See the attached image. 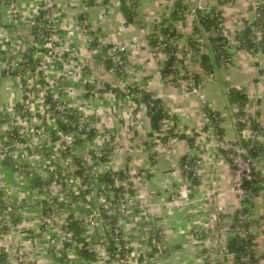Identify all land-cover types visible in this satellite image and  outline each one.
<instances>
[{
    "label": "crops",
    "instance_id": "0c3cea01",
    "mask_svg": "<svg viewBox=\"0 0 264 264\" xmlns=\"http://www.w3.org/2000/svg\"><path fill=\"white\" fill-rule=\"evenodd\" d=\"M20 1L25 22L35 15L31 16L30 10H36L37 3L42 6L52 3L49 5L58 13L59 29L70 36L66 46L71 48V55L83 60L96 75V92L82 112L86 111L88 120L98 116L99 121L111 129L119 144L109 151L107 159L122 172L125 169L133 171V192L137 190L144 200L154 203L151 220L143 217L136 225L128 224L133 234L136 233V242L148 249V227L153 222L164 230V239L170 249L169 253L156 254L160 264H203L199 260V251L204 246L223 255L220 264H236L228 248L239 197L232 164L218 143L220 136L227 141L238 138L239 120L247 124L244 128L246 136L252 132L251 119L264 125V40L259 49L251 50L242 47L236 38L252 21L256 7L260 4L264 7V0H233L225 4H220L221 0H184L190 7L221 5L223 35L233 43L229 62L217 67L213 73L207 72L200 63L196 66L210 109L219 116L222 130L219 134L215 133V128L210 130L204 125L200 100L185 93L183 78L169 80L162 76L166 56L155 54L152 49L148 26L156 25L167 16L173 10L175 0H138L136 22L128 21L121 0ZM6 14L0 5V18L5 19ZM84 23L91 29L89 37L84 34ZM174 27L180 33V41L187 42L192 30L189 16L175 21ZM97 40L107 47H123L125 67L121 77L113 73V61L109 66L108 60L112 59L103 60L99 53L89 50L90 44L95 45ZM1 50L0 37V54ZM3 72L0 68V105L6 106L14 103L17 88L14 89V80L2 76ZM120 80L128 85H138L160 98L169 114L163 121L162 132L151 127V112L147 103L139 99L141 95L137 97L134 94L138 92L121 89ZM231 88L246 94L243 114L237 103V106L231 105L228 101ZM89 96L85 94V98ZM261 139L263 154L255 163V170L262 180L256 184L260 189L252 197L248 209V217L254 223L264 216V131ZM186 155L197 167L195 181L188 180L183 170L182 159ZM31 182V185L35 184L32 179ZM182 203L188 206L179 207ZM196 229L201 230L200 245L203 246L198 247L197 253L193 248L198 244L191 236ZM252 232L255 264H264V230L253 226ZM7 240L0 238V248ZM37 243L29 242L32 264H54L47 250Z\"/></svg>",
    "mask_w": 264,
    "mask_h": 264
},
{
    "label": "rangeland",
    "instance_id": "374dc122",
    "mask_svg": "<svg viewBox=\"0 0 264 264\" xmlns=\"http://www.w3.org/2000/svg\"><path fill=\"white\" fill-rule=\"evenodd\" d=\"M49 4L37 3L36 10H30L31 16L35 15L25 22L20 0H0L2 9L7 11L6 18H0V68L4 71L2 76L14 80V89L17 88L14 103L0 105V238L8 239L0 248V264H32L29 248L32 241H38L36 245L47 250L54 264H160L156 254L170 252L162 227L153 222L149 225L148 249L136 242V233L128 227V224L136 225L143 217L151 220L154 203L144 200L137 190L130 191L133 171L125 169L120 177L121 171L110 159L102 160L100 154L109 157V151L119 144L118 138L98 116L88 120L86 111L82 112L83 106L94 97L98 80L83 60L71 55V48L66 46L70 36L59 29L58 13ZM41 9L47 11L45 16L49 24L42 26L46 29L51 26V40L44 32L39 31L37 36L32 30ZM84 30L89 37V25L84 23ZM90 46L89 50L99 53L103 60L111 59L103 43L97 40ZM112 71L121 77L118 68ZM122 81L119 86L125 89ZM85 94L90 96L85 98ZM69 114L77 117L81 128L96 127V136L89 138L85 132L62 131L57 120L72 124ZM53 130L58 137L54 138ZM78 164L85 171L86 183L74 173ZM28 173L40 176L43 185H31ZM112 176H116L117 184L125 188L122 196L107 182ZM58 202L64 207L58 208ZM44 203L54 209L53 214L43 217ZM186 206L187 203L179 204V207ZM103 208L118 216L126 244L133 248L127 260L118 259L106 249L108 238L101 219ZM68 213L74 214L88 228L84 234L90 236V247L99 253L97 261L81 262L74 246L62 260V240L76 244L74 233L64 228ZM191 236L198 244L193 248L197 253L198 247H203L200 245L201 230L196 229ZM36 251L41 253L39 249ZM199 253L203 264H220L223 256L209 246H204Z\"/></svg>",
    "mask_w": 264,
    "mask_h": 264
},
{
    "label": "trees",
    "instance_id": "16d2710c",
    "mask_svg": "<svg viewBox=\"0 0 264 264\" xmlns=\"http://www.w3.org/2000/svg\"><path fill=\"white\" fill-rule=\"evenodd\" d=\"M233 0H221V3L225 4L228 2H231ZM121 4H122V8L124 10L125 16L128 19V21L130 22H136L137 21V17H138V12L134 9L135 6L137 7L138 3H134V5H131L127 2V0H121ZM136 4V5H135ZM190 6L184 1V0H175V6L173 8V10L165 17H163L155 26V29L158 30V32L162 35H169V37H178L180 36V33L175 29L174 27V22L178 21V20H182V19H186L188 17V12L190 10ZM216 9V7H212V10ZM46 10L41 9L39 11V16H38V21H41L43 19V16L45 14ZM196 12L197 15L199 17L198 23H200V25L206 30V31H210L212 28L218 26V21L217 18L215 16H211L209 14H205L203 12V10L201 8L196 7ZM223 18V16H222ZM224 19V18H223ZM33 29H34V33L37 34L38 36V25L37 24H33ZM197 29V28H195ZM51 34V32H46V35L49 36ZM250 34H251V25L250 22H248L246 24V26L244 27V29L236 35L237 40L240 42V45L244 48L247 49H253L255 46V43L253 41H251L250 38ZM150 40H151V44L152 46L156 45L159 41V38L157 37V34L152 32L150 34ZM208 39L211 43V51L210 52H205V53H201L200 54V58H199V63L200 65L209 73H213L214 70L219 67L222 64H227L229 62V58H230V52L227 51L226 46L230 44L229 39L224 36V35H209ZM264 40V38L262 39V41ZM261 41V43H262ZM188 44L191 46H196V42L192 40V38H188ZM170 57L166 58L163 62V66H162V76L164 78H166L167 76L170 75V73L172 72H178L175 71V69L173 68V63L174 60L177 58V56L174 54L175 49L172 48H168L167 49ZM112 60L109 61L108 60V64L109 66H112L111 64ZM198 76V74H197ZM199 77V76H198ZM127 90L131 91V92H138L141 96L139 97L140 100H142L143 102L147 103V105L149 106L150 109V123H151V127L153 129H155L157 132H162V126H163V121L165 119L169 118V114L168 112L164 109L162 102L160 100V98L156 97L154 95V93L150 92V91H146L142 88H139L138 85H132L129 84L126 86ZM51 101V99H50ZM228 101L229 103H237L240 107V113L243 114V106L245 104L246 101V94L240 90L231 88L228 91ZM217 114V113H216ZM71 120H72V124L68 123L66 121H63L61 119H58V125L60 126V129L64 132H79V133H86V135L89 138H94V136L97 133V129L92 126L91 128H89V130H86V128H81V125L77 119V117L74 116V114H69ZM246 123L243 122L242 120L238 121V130H239V135H242V131L245 128ZM250 126L252 131L254 132L255 135H260L263 131H264V127L261 125L260 121L256 120V119H251L250 120ZM16 132V131H15ZM54 134V130L52 131ZM221 127L219 125H216L215 127V133L219 134L221 133ZM170 134H174L172 131L170 132ZM58 137V135L54 134V138ZM241 142L244 145L250 146L251 145V150H250V155L251 157L254 159V162L257 163L262 154H263V145L260 143L259 140H251V139H246L245 137H241ZM75 159V158H74ZM188 159L187 155L182 159V163L185 162ZM76 160V159H75ZM103 161H107V156L105 155L103 157ZM192 161V160H191ZM77 162L79 163V159L77 160ZM193 163V161H192ZM194 164V163H193ZM82 166L80 164H78L77 169H75L74 173H76L78 176H81L83 178V176H86L82 171ZM254 169H255V165H254ZM120 177H122V171L119 172ZM255 175H256V179L254 180H246L244 181L243 185L245 186V188L248 190L249 192V196L248 198L245 200V206H244V212L248 213V209H249V205L252 202V197L254 195H256L260 189V186L256 185L258 181L262 180L260 177V174L258 173V171H254ZM28 175H30L33 183H35L36 185H43L42 184V178L40 176L37 175H31L30 173H28ZM191 176V172L189 173V177ZM197 177H194L192 179V181L196 180ZM82 181L84 183H86L88 181V179L86 177H84V179H82ZM112 183V185L114 184L113 180L109 181ZM114 187L118 192H122L124 190L123 186H119V187H115L114 185L112 186ZM130 191L132 193L133 190L130 189ZM1 206V204H0ZM44 211L46 212L48 209V206L44 204ZM103 212H105V210H103ZM69 229L74 231V234L76 236V240L78 241V244L76 245L75 249L77 254L84 259V261H87L89 263L94 262L98 259V253L96 251L90 250L87 248V244H88V239L87 237L84 236V232L87 230L86 227H83L81 225V223L79 222L78 219L75 218L74 214H69ZM104 218H106L107 216L103 215ZM102 217V218H103ZM263 217H261L260 219H262ZM238 223V218L235 217L233 224L231 226V229L236 226ZM257 225H260V220H258L257 222H255ZM246 226V233L245 235H241L238 232L232 231V238L231 241L229 243V248L228 250L230 252L233 253L234 255V260L236 262V264H246V262L241 260V256L247 251V249L250 250L251 252V262L253 264L256 263L257 258L255 256L254 253V234L253 232L250 230V225L249 223H245ZM104 233L106 234L108 241H109V247H107V249L110 252L113 253H119L121 255H124L125 253L129 252V251H133L132 247H128L126 248L125 246H123L121 248L120 251H117V246L115 245V239H114V233H115V221L110 220L109 222H105L104 223ZM118 237H120L121 235L118 233L117 234ZM120 242L122 245H124L125 240L123 238L120 239ZM64 246H65V251L62 253V260H65L67 255H68V248H71V243L69 241H65L64 242Z\"/></svg>",
    "mask_w": 264,
    "mask_h": 264
},
{
    "label": "built area",
    "instance_id": "2783aa9c",
    "mask_svg": "<svg viewBox=\"0 0 264 264\" xmlns=\"http://www.w3.org/2000/svg\"><path fill=\"white\" fill-rule=\"evenodd\" d=\"M2 1H4V0H2ZM127 2L131 5H134V3H136V2L138 3V0H127ZM220 4H223V3H220ZM198 8H201L205 14L215 16L217 18V21H218V26L212 28L210 31H206L200 25V23H198L199 17H198L197 12H196V7H191L189 12H188V16H189V19L191 20L192 30H191V33L189 34L188 38H192V40L196 42L195 47L189 45L188 42L183 43L176 36L169 37V35L165 36V35L160 34L158 32V30L155 29L154 26L149 25L148 31H149V36L152 32H154L157 34V37L159 38L158 43L156 45L152 46V49H153L155 54L164 53L166 58H168V57H170V54H169L167 49L168 48L175 49L174 54L177 56V58L174 60L173 68L175 69V71H178V72L170 73V75L167 76L166 79L176 80L179 77L183 78V81L185 83V93L186 94H193V95L197 96L200 100V105H201L200 114H201L204 125H206L210 130H214L215 126L219 125V116H218V114H216L215 111L210 109L209 103H208V101H207V99L203 93V90H202L201 80H200V77H198L199 74L196 72V66L199 64V58H200L201 53H205V52L212 53L211 43L208 39V36L210 34L211 35H223L222 22L224 19L222 18L223 15L221 12V5L216 6V9H214V10H212V7H198ZM134 9L136 11L138 10V8L136 6ZM43 10H45V9H43ZM46 12H45L43 19L41 21H38V16H39V13H38V16H37L34 24L38 25V33H39V31H42L46 35V32H51V34L49 36H47L48 39L51 40V35L53 33L51 26H49L48 29H46L44 27V25L42 26V24L48 23V19L45 16L47 14ZM250 25H251L250 38H251V41H253L255 43V46L252 50H254V49L256 50V49L260 48L261 41L264 38V7L261 4L256 7L254 17H253L252 21L250 22ZM195 28H197V29H195ZM187 41H188V39H187ZM239 44H240V42H239ZM232 48H233V43L230 42V44L226 46V49H227V51L230 52ZM106 50H107V57L111 58L114 61L113 62V70L115 71V69L118 68L120 70L121 74L123 75V71H124V67H125V61L123 58V54H124L123 47H121L119 45H115L112 47H107ZM112 51L115 52L114 55H113V53H111ZM121 74H119V75H121ZM197 74H198V76H197ZM122 85L124 88H126V86L128 84L123 82ZM231 105L237 106L236 103H232ZM262 126L264 127V125H262ZM242 136L245 137L246 139L259 140L260 143L262 144V139H261L262 133L257 136L252 131L249 136H246L244 133V129H243L242 135H239L238 138L236 140H233V141H227L224 139L223 136H220V142L218 143V146H221V148L225 152L226 157L229 159V161L232 164L234 175H235V190H236V193L238 194V197H239L238 206H237V209L235 210V217L238 218V223L236 226H234L231 229V231H235V232L240 233L241 235H245V233H246L245 223H249L251 231H252L253 226H258L262 230H264V216L262 219H260V225H257L256 223L250 221V219L248 217V213L244 212V206H245L244 202L248 198L249 192L245 188L243 183L246 180L256 179V175L254 173L255 162H254V159L250 155L251 145L250 146L244 145L241 142ZM100 156L103 160L105 153L100 154ZM183 170H184L186 178L188 180L189 179L192 180L194 177H197V167L192 163L190 158H188L183 163ZM190 172H191V176L189 177ZM116 178H117L116 176H112V178L108 179L107 182L110 183V186H113V185H115V187L121 186V185H118L117 182L115 181ZM81 179H83V178H81ZM111 180H113V182H114L113 185L111 182H109ZM124 190H125V188H124ZM123 191L118 192L119 196L123 195V193H124ZM58 203H59L58 208L64 207V205L61 204L62 202L61 203L58 202ZM220 209H221V207H220ZM103 210H105V209L104 208L102 209V216H101L102 222L104 221L103 224L105 222H109L110 220L115 221L114 239H115V245L117 246V251H120L123 246H125L126 248L130 247L129 245L126 244V241L124 242V245H122L120 242L121 238H123L124 240H125V238L123 237L122 230L118 225V220H117L118 216L116 217L115 215H113V213H110L107 211L103 212ZM49 213H51V214L54 213V209H52V207L50 205H48V209L46 212L43 210V217L48 216ZM104 213L107 216L106 218L103 217ZM69 214H71V213L67 214L68 220H67V223H66L64 228L66 229L67 232H73L74 233V231L69 229V225H70L69 217H68ZM75 218H76V216H75ZM79 222L81 223V225L83 227H86V226H84L83 221L79 220ZM41 224L44 225L45 224L44 221L41 222ZM86 229L87 230L84 233L88 232L87 227H86ZM118 233L121 235L120 237H118V235H117ZM74 236H75V234H74ZM84 236L87 237V239H88L87 248L95 251L93 248L90 247V241H89L90 236L86 235V234H84ZM149 239H150V242L153 244V242H152L153 236L150 235ZM66 240L71 243V248H72V246H74V249H75L76 245L78 244V241L76 240V236H75V241H76L75 245H72V242L70 240L63 239L62 240L63 248L60 251L61 255L65 251L64 242ZM100 240H102V239H100ZM101 242H103V241H101ZM108 247H109V241H108ZM106 249H107V247H106ZM69 250H70V248L67 249L68 254H69ZM75 251H76V249H75ZM96 252L98 253V251H96ZM108 252H110V251L108 250ZM132 252L133 251L131 250V251L125 253L124 255H121L119 253H113V252L112 253L116 257H118V259L124 261V260H127V257L129 255H131ZM251 255L252 254H251L250 250L247 249V251L241 256V260L246 262V264H253L251 262ZM67 257H68V255H67ZM79 258H80L81 262H86L80 256H79ZM98 259H99V253H98ZM121 264H126V263L122 262Z\"/></svg>",
    "mask_w": 264,
    "mask_h": 264
},
{
    "label": "bare ground",
    "instance_id": "6f19581e",
    "mask_svg": "<svg viewBox=\"0 0 264 264\" xmlns=\"http://www.w3.org/2000/svg\"><path fill=\"white\" fill-rule=\"evenodd\" d=\"M148 234V233H147Z\"/></svg>",
    "mask_w": 264,
    "mask_h": 264
}]
</instances>
